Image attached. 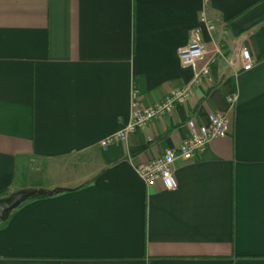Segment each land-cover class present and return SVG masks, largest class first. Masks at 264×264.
I'll use <instances>...</instances> for the list:
<instances>
[{"label": "crops", "instance_id": "obj_1", "mask_svg": "<svg viewBox=\"0 0 264 264\" xmlns=\"http://www.w3.org/2000/svg\"><path fill=\"white\" fill-rule=\"evenodd\" d=\"M195 41L221 52L193 96L102 147L133 93L192 81ZM216 111L228 134L146 184ZM23 190L47 194L0 219V264H264V0H0V199Z\"/></svg>", "mask_w": 264, "mask_h": 264}, {"label": "built area", "instance_id": "obj_2", "mask_svg": "<svg viewBox=\"0 0 264 264\" xmlns=\"http://www.w3.org/2000/svg\"><path fill=\"white\" fill-rule=\"evenodd\" d=\"M214 29L213 25H210ZM221 46L208 50L200 42H191L182 47L179 52L183 66L193 69L192 81L176 88L162 101L146 108L139 107L136 102V94L132 95V111L129 120L118 133L107 137L101 142L102 147H106L116 140H123L131 131H135L144 125L159 119L175 110L178 105L187 102L194 94L195 88L210 73L212 65L215 63ZM243 68L248 70L254 60L247 49H243ZM190 134L177 148H167L164 153L148 163L139 164L135 167L143 181L150 185L156 181L162 182L166 189L172 190L177 187V180L174 175V163L177 159H193L213 140L225 137L230 130V119L222 112H211L208 114L205 123H197L194 118H189L186 122Z\"/></svg>", "mask_w": 264, "mask_h": 264}, {"label": "water", "instance_id": "obj_3", "mask_svg": "<svg viewBox=\"0 0 264 264\" xmlns=\"http://www.w3.org/2000/svg\"><path fill=\"white\" fill-rule=\"evenodd\" d=\"M47 194L42 190H23L0 199V219H6L9 212L19 206L23 201L35 195Z\"/></svg>", "mask_w": 264, "mask_h": 264}]
</instances>
